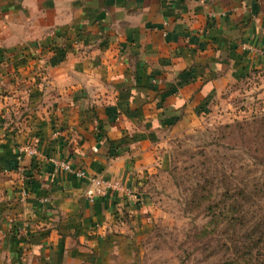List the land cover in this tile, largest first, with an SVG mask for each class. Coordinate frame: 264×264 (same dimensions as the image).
Segmentation results:
<instances>
[{
  "label": "crops",
  "instance_id": "0c3cea01",
  "mask_svg": "<svg viewBox=\"0 0 264 264\" xmlns=\"http://www.w3.org/2000/svg\"><path fill=\"white\" fill-rule=\"evenodd\" d=\"M249 46L264 0H0V264H136L161 133L264 80ZM79 170L115 187L91 203Z\"/></svg>",
  "mask_w": 264,
  "mask_h": 264
},
{
  "label": "rangeland",
  "instance_id": "374dc122",
  "mask_svg": "<svg viewBox=\"0 0 264 264\" xmlns=\"http://www.w3.org/2000/svg\"><path fill=\"white\" fill-rule=\"evenodd\" d=\"M235 87L196 125L161 133L159 166L134 198L145 204L136 264H247L235 248L246 232L227 219L250 222L248 230L264 223V80ZM235 191L251 202L231 213Z\"/></svg>",
  "mask_w": 264,
  "mask_h": 264
},
{
  "label": "trees",
  "instance_id": "16d2710c",
  "mask_svg": "<svg viewBox=\"0 0 264 264\" xmlns=\"http://www.w3.org/2000/svg\"><path fill=\"white\" fill-rule=\"evenodd\" d=\"M139 87L140 86H137L135 88H139ZM141 87L147 89V87H144V86H141ZM152 90L157 91V89H152ZM148 99H149V95H148ZM160 103L162 106V103H164V100L161 99L158 104L160 105ZM93 112L96 113V119L98 120V126L103 127V124L105 123V121L100 118L98 111L96 109H94ZM161 114L163 115V112ZM108 116L109 114L107 113V117ZM180 119L181 118H178L176 123H174L172 126H175ZM123 140L124 138L118 141L111 140L108 137V134H105V136L101 139V141L105 142V144L109 148V153L111 157L114 156L113 151L115 150L117 144H119V142H122ZM245 194H246L245 191L239 194L236 193V191L233 192V195H231V198L233 199L232 201L233 203L230 204L229 209L231 210H228V212L237 213L239 207H244V204L247 205L249 201L251 202V199L250 198L247 199ZM240 195L243 196L241 197L242 199H238ZM236 200H239V201H236ZM227 222L229 224L231 223V225H234L236 223L238 226H240L242 230L246 232L245 233L246 235L242 237L243 239L240 241V243H237L238 245L235 247L237 248L236 250L237 253L238 252L242 253V257L244 258L247 264H264V223L257 222L255 225H252L248 230V226H250L251 223L248 221H244V219L241 221H238V219L237 220L232 219L231 222L229 219H227ZM259 234H260V237L258 236ZM237 237H240V236L237 235ZM257 257H259V261Z\"/></svg>",
  "mask_w": 264,
  "mask_h": 264
},
{
  "label": "built area",
  "instance_id": "2783aa9c",
  "mask_svg": "<svg viewBox=\"0 0 264 264\" xmlns=\"http://www.w3.org/2000/svg\"><path fill=\"white\" fill-rule=\"evenodd\" d=\"M249 49L252 50L253 47L249 46ZM253 51L259 52L260 54L264 55V48L260 50L253 49ZM52 162L54 163L55 167L58 169H62L67 172L73 170L72 165L66 160L53 159ZM76 174L79 178L88 179V181L90 182V186L86 191V198L91 203H93L96 198L100 196H105L107 193V189L115 187L114 183L110 181H106L101 177L88 176L84 170H79L76 172Z\"/></svg>",
  "mask_w": 264,
  "mask_h": 264
}]
</instances>
